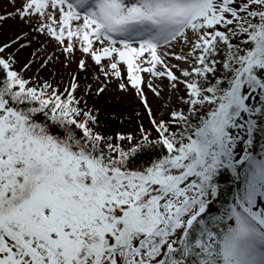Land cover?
I'll return each mask as SVG.
<instances>
[{"label": "snow or ice", "instance_id": "6c2138e0", "mask_svg": "<svg viewBox=\"0 0 264 264\" xmlns=\"http://www.w3.org/2000/svg\"><path fill=\"white\" fill-rule=\"evenodd\" d=\"M7 20L0 264H264V0H6ZM110 91L133 132L103 131Z\"/></svg>", "mask_w": 264, "mask_h": 264}, {"label": "rangeland", "instance_id": "374dc122", "mask_svg": "<svg viewBox=\"0 0 264 264\" xmlns=\"http://www.w3.org/2000/svg\"><path fill=\"white\" fill-rule=\"evenodd\" d=\"M4 8H6V0H0V9ZM18 31H20V25L13 20H7L2 25H0V39L6 41L10 36ZM25 56L26 53L22 54L20 59L23 60ZM89 63L91 62L89 61ZM75 69L76 65L73 63L71 68V72L73 74L75 73ZM45 75L46 78H48L47 74ZM60 76L67 80L69 78V70L61 68ZM88 79L90 80L91 77H88ZM81 80H84L83 74H81ZM164 83L166 84L167 81ZM117 97L118 94L115 91H110L104 98H101L98 102H96V107L100 110L101 126L106 134H112L116 131L133 132L139 122L135 118L134 112L140 111L143 113V109L136 106V103L132 97ZM148 98L149 103L153 107L154 113L156 114L157 118H159L161 113L164 112V108L159 105V102L151 93H148ZM165 99H167V95H165ZM89 103L92 104L93 100H90ZM130 115L133 118L129 121L128 117ZM114 116L117 118L114 119ZM143 122L146 127L149 126L146 117Z\"/></svg>", "mask_w": 264, "mask_h": 264}, {"label": "trees", "instance_id": "16d2710c", "mask_svg": "<svg viewBox=\"0 0 264 264\" xmlns=\"http://www.w3.org/2000/svg\"><path fill=\"white\" fill-rule=\"evenodd\" d=\"M1 40V39H0ZM260 144H264V139H262L260 137V135L258 134L257 137H256V148L257 150H259V146ZM152 155V153H144L142 154L143 158L144 159H149V157ZM230 184V181L228 179H222L221 180V185L222 187H226Z\"/></svg>", "mask_w": 264, "mask_h": 264}]
</instances>
